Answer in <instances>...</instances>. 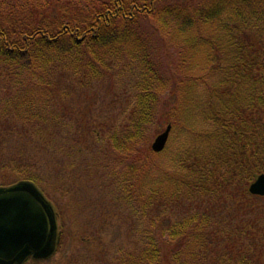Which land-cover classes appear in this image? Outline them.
<instances>
[{
    "label": "trees",
    "instance_id": "1",
    "mask_svg": "<svg viewBox=\"0 0 264 264\" xmlns=\"http://www.w3.org/2000/svg\"><path fill=\"white\" fill-rule=\"evenodd\" d=\"M187 1L0 0V79L16 89L0 103V172L10 169L15 180L39 185L11 144L41 140L42 129L59 123L44 113L49 93L36 94L55 86L59 73L88 86L115 70L135 69L128 119L108 137L117 153L113 164L120 165L113 173L116 199L125 194L135 202L152 229L161 228L154 218L158 208L177 204L194 210L171 220L159 237L145 227L142 246L127 253L124 264H163L168 246L178 249L176 264H264V198L249 193L264 174V0H209L193 8ZM151 22L163 34L174 25L169 42L187 49L181 59L190 72L183 70L186 79L175 82V89L185 81L190 93L200 80L207 95L198 105L190 98L195 110L181 107L182 128L194 144L178 149L171 171L145 187L142 168L155 154L141 145L170 85L144 29ZM198 117L206 124L201 131L190 126ZM139 159L140 167L128 169V162Z\"/></svg>",
    "mask_w": 264,
    "mask_h": 264
},
{
    "label": "rangeland",
    "instance_id": "2",
    "mask_svg": "<svg viewBox=\"0 0 264 264\" xmlns=\"http://www.w3.org/2000/svg\"><path fill=\"white\" fill-rule=\"evenodd\" d=\"M203 2L210 3L209 0H188L185 5L193 8ZM154 25V22L146 23L144 29L151 41L155 63L170 80V85L168 93L161 95L155 121L149 126L147 141L141 149L147 146L153 152L155 139L169 125L172 129L165 149L153 152L155 155L150 156L146 168H142L146 172L140 182L145 187L171 171L169 161L178 149L186 143L194 144L182 128L185 119L181 107L195 110L190 98L198 105L207 95L206 86L200 80L193 83L190 93L184 91L185 81L182 87L175 89V82L186 79L184 71L190 72L189 68L184 69V59H181L187 49L169 42V34L176 29L174 25L165 30V34L158 32ZM195 59L202 60L199 55ZM120 72L115 70L88 86L78 84L70 74L59 73L53 83L55 86L43 87L36 93L39 97L49 93V97L44 98L50 107L44 113L56 117L59 123L42 129L45 138L41 140L33 142L21 138L16 145L11 144L12 150L22 152L19 156L28 172L38 176L39 185L36 184L54 204L61 230L60 248L51 259L26 264H124L127 253L138 252L142 246L141 234L145 227L157 237L160 229L166 230L172 221H179L194 210L189 205L177 204L167 209L158 208L154 218L161 228L152 229L141 219L142 212L137 210L135 202L126 201L125 194L121 195L122 200L116 199L118 191L113 173L120 165L113 164L117 153L111 148L108 137L109 132L120 131L126 123L136 94V70ZM194 74L201 75L197 71ZM15 91L0 79V103L15 96ZM172 121L178 125L174 126ZM190 126L201 131L206 124L198 117ZM141 163L140 159L138 163L132 160L127 167L138 168ZM13 174L10 169L0 172V184L17 182ZM260 211V208L258 211L249 209L248 213L257 215ZM174 247L166 248L163 264H176L172 257L178 249Z\"/></svg>",
    "mask_w": 264,
    "mask_h": 264
},
{
    "label": "water",
    "instance_id": "3",
    "mask_svg": "<svg viewBox=\"0 0 264 264\" xmlns=\"http://www.w3.org/2000/svg\"><path fill=\"white\" fill-rule=\"evenodd\" d=\"M171 129L169 125L155 139L153 152L165 149ZM249 192L264 197V174L250 185ZM59 245L55 207L37 184L21 180L0 186V264H24L30 258L48 260Z\"/></svg>",
    "mask_w": 264,
    "mask_h": 264
},
{
    "label": "flooded vegetation",
    "instance_id": "4",
    "mask_svg": "<svg viewBox=\"0 0 264 264\" xmlns=\"http://www.w3.org/2000/svg\"><path fill=\"white\" fill-rule=\"evenodd\" d=\"M59 230H60V228H59ZM60 236H61V230H60Z\"/></svg>",
    "mask_w": 264,
    "mask_h": 264
}]
</instances>
